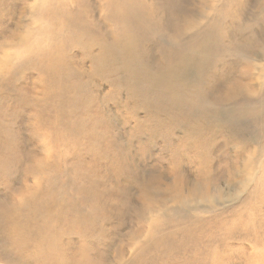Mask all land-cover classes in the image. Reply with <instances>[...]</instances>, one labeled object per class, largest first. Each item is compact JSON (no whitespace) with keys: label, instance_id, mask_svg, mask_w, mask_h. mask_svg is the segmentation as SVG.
<instances>
[{"label":"rangeland","instance_id":"1","mask_svg":"<svg viewBox=\"0 0 264 264\" xmlns=\"http://www.w3.org/2000/svg\"><path fill=\"white\" fill-rule=\"evenodd\" d=\"M0 264H264V0H0Z\"/></svg>","mask_w":264,"mask_h":264},{"label":"bare ground","instance_id":"2","mask_svg":"<svg viewBox=\"0 0 264 264\" xmlns=\"http://www.w3.org/2000/svg\"><path fill=\"white\" fill-rule=\"evenodd\" d=\"M56 19V18H55ZM53 66V65H52ZM53 68H55L54 66H53ZM11 116V115H10ZM6 117V116H5ZM6 137V136H5ZM16 139V138H15ZM7 145V144H6ZM249 160H250V158H248ZM253 165H252V162L251 161H249L247 164H246V166L244 165V169L246 170V171H248L249 173H251L253 170V167H252ZM251 171V172H250ZM247 176V175H246ZM245 176V177H246ZM6 177V176H5ZM248 177V176H247ZM250 178H251V176H249ZM248 177V178H249ZM243 178V177H242ZM247 179V178H246ZM248 180V179H247ZM247 184H244L243 183V186L245 187ZM184 201H187V200H184ZM185 203H187V202H185ZM189 204V203H188ZM192 205V204H191ZM95 206V205H94ZM14 210V209H13ZM77 211V210H76ZM19 210L17 209V210H14V211H12V208H7V210H4L2 213H1V215H2V217L3 218H5L9 223H16V220H17V218L19 217ZM98 213V212H97ZM90 214H91V212H90ZM89 214V215H90ZM93 214H94V212H93ZM75 217L76 218H74V220H73V223H75V221H77V223H76V225H77V227L82 231V233H84L86 230H85V228L82 226V227H80V225L79 224H81L82 223V221H83V219H81L80 217H79V215L77 214V213H75ZM91 217V216H90ZM84 224L85 225H87L88 224V220H84ZM42 226V225H41ZM43 227V226H42ZM47 230H49V231H54L53 230V226H52V223L51 222H49L48 224H47ZM72 229H73V227H72ZM91 230V229H90ZM88 231H89V229H88ZM16 233H22L20 230H17V231H15ZM14 232V233H15ZM93 235H95V234H93ZM97 235V234H96ZM95 237V236H94ZM169 238H171V237H169ZM44 239V238H43ZM163 241V240H162ZM164 241H165V239H164ZM163 241V242H164ZM167 241H168V238H167ZM44 242H46V240H43L42 241V244L44 245ZM54 242V239L52 238V239H49V243L50 244H52ZM87 246V245H86ZM49 253H51V252H49ZM259 253V252H258ZM37 258H38V255H35ZM250 257V256H249ZM254 259V258H253ZM252 258L249 260V262H247V263H250V261H254ZM256 259H257V257H256ZM77 262V261H76Z\"/></svg>","mask_w":264,"mask_h":264}]
</instances>
